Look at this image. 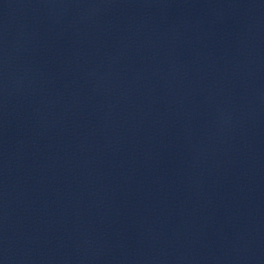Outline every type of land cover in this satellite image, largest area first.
<instances>
[{"label": "water", "instance_id": "obj_1", "mask_svg": "<svg viewBox=\"0 0 264 264\" xmlns=\"http://www.w3.org/2000/svg\"><path fill=\"white\" fill-rule=\"evenodd\" d=\"M0 264H264V0H0Z\"/></svg>", "mask_w": 264, "mask_h": 264}]
</instances>
